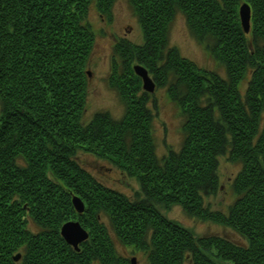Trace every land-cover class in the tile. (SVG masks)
I'll use <instances>...</instances> for the list:
<instances>
[{
    "label": "trees",
    "instance_id": "obj_1",
    "mask_svg": "<svg viewBox=\"0 0 264 264\" xmlns=\"http://www.w3.org/2000/svg\"><path fill=\"white\" fill-rule=\"evenodd\" d=\"M114 2L0 0V264H130L117 244L143 252L148 264H264V0H129L143 40L116 37L107 77L123 114L98 111L85 121L95 43L87 15L93 4L111 20ZM179 13L225 78L170 45ZM138 64L183 121L180 148L168 146L161 158L152 133L157 104ZM79 153L135 178L139 191L128 197L107 187ZM221 155L240 164L227 212L205 201L219 190ZM177 204L243 242L195 235L163 214ZM69 220L89 233L78 250L60 235Z\"/></svg>",
    "mask_w": 264,
    "mask_h": 264
},
{
    "label": "rangeland",
    "instance_id": "obj_2",
    "mask_svg": "<svg viewBox=\"0 0 264 264\" xmlns=\"http://www.w3.org/2000/svg\"><path fill=\"white\" fill-rule=\"evenodd\" d=\"M111 17L112 19L108 20L107 17L99 14L93 4L88 11L87 18L95 32V43L86 68L91 75L87 78V107L83 114L85 121L98 111H107L117 119L122 116L124 104L107 81L113 54L112 46L117 39L116 37H127L134 43H141L143 40L140 26L136 16L133 15L129 0H115ZM169 35L170 45L176 46L180 55L193 59L201 67L215 70L220 76L225 78V69L218 65V62L206 50L205 45L201 44L189 32L182 13L177 14L172 21ZM242 86L245 87L244 84ZM153 94L157 108L154 111L155 115L152 120V133L156 144V154L161 158L166 153L168 146L173 150L180 148L183 139V133L181 132L183 121L175 103L168 98L163 87H155ZM78 158L82 166L107 187L116 189L128 197H133V194L139 191L140 188L135 178L123 174L107 161L86 153H79ZM218 163L219 190L211 194L205 201L212 209L227 212L229 206H231L230 204L235 199L230 182L239 171L240 164L231 162L226 155L219 156ZM162 212L168 218L178 221L186 228L191 229L197 236L222 235L236 243L241 244L243 242V239L228 227L212 221H202L189 215L187 216L178 204L170 207V209H162ZM28 225L35 229L30 221ZM116 248L117 253L123 257L132 255L136 257V264H148L143 252L136 251L135 254H132L129 247L121 244H117Z\"/></svg>",
    "mask_w": 264,
    "mask_h": 264
},
{
    "label": "water",
    "instance_id": "obj_3",
    "mask_svg": "<svg viewBox=\"0 0 264 264\" xmlns=\"http://www.w3.org/2000/svg\"><path fill=\"white\" fill-rule=\"evenodd\" d=\"M239 18L242 24L243 31L248 32L250 27V17H251V10L248 3L243 2V4L240 5L239 9ZM133 69L135 71V74L139 76L142 80V88L144 91L147 92H154L155 83L153 79L148 75V72L146 69H144L141 65H134ZM88 72V71H87ZM90 72H88V76H90ZM71 202L73 203L74 209L79 214L83 212L84 210V203L81 201L80 198L73 196L71 199ZM60 235H62L64 241L68 245H72L76 250L79 249V245L82 241H85L89 233L81 226L80 223L77 221L69 220L68 222L63 223L62 227L60 228ZM19 257V254L15 257L17 260ZM136 258H131L130 264H136L135 263Z\"/></svg>",
    "mask_w": 264,
    "mask_h": 264
},
{
    "label": "flooded vegetation",
    "instance_id": "obj_4",
    "mask_svg": "<svg viewBox=\"0 0 264 264\" xmlns=\"http://www.w3.org/2000/svg\"><path fill=\"white\" fill-rule=\"evenodd\" d=\"M86 240H88V239H86ZM83 242V241H82ZM81 242V243H82ZM81 243H80V246H81ZM125 257H127V258H131V257H133V255L132 256H125ZM136 258V257H135Z\"/></svg>",
    "mask_w": 264,
    "mask_h": 264
}]
</instances>
